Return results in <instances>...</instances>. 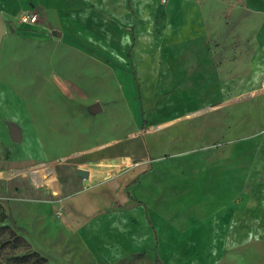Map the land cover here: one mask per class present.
<instances>
[{"label": "crops", "instance_id": "0c3cea01", "mask_svg": "<svg viewBox=\"0 0 264 264\" xmlns=\"http://www.w3.org/2000/svg\"><path fill=\"white\" fill-rule=\"evenodd\" d=\"M112 2L0 0L5 26L0 47L11 40L29 44L51 61L43 64L46 74L34 63L35 75L63 87L64 97L98 103L100 113L105 103L119 101L123 112L133 116L126 135L116 141L134 145V160L129 166L117 164L111 177L74 195L63 194L55 203L67 209L58 219L60 230L77 233L96 264H243L248 253L263 257L264 144L257 138L264 130V95L237 90L231 95L234 87L243 86L230 71L232 22L244 35L253 18L240 11L233 21L231 10L223 9L221 24L211 11L206 33L183 35L174 53L173 46L144 53L136 65L149 74L141 76L132 61L139 39L127 26L132 7L129 0L126 7ZM194 3L211 6L210 1ZM26 10L38 15L32 27L14 19ZM263 37L264 29L256 39ZM156 51L164 57L155 58ZM95 74L99 92L93 95L87 88L89 75ZM148 75V86L160 87L161 110L168 109L155 123L141 120V102L139 115L131 110L122 89L128 87L132 95L137 79L142 85ZM143 124L141 148L129 137L140 134L135 131ZM87 172L89 181L95 172Z\"/></svg>", "mask_w": 264, "mask_h": 264}, {"label": "rangeland", "instance_id": "374dc122", "mask_svg": "<svg viewBox=\"0 0 264 264\" xmlns=\"http://www.w3.org/2000/svg\"><path fill=\"white\" fill-rule=\"evenodd\" d=\"M127 1L113 0L112 5L126 7ZM194 1L129 0L133 14L127 26L135 29L139 39L138 44L134 43L137 50L132 53L137 74H149L145 67L136 65L145 59L144 53L161 46H173L170 51L174 53L182 46L183 35L206 33L211 26V11L221 24L223 9L231 10L233 21L243 11L253 21L244 35L239 33L240 24L232 22L230 71L233 80L243 86L234 87L231 95L239 92L264 95V37L256 39L264 29V0H204L211 3L204 7L192 4ZM222 36L219 41L214 40L215 46L222 45ZM204 42L205 47L209 45L208 41ZM35 53L29 44H16L12 40L0 47V204L22 228L20 235L28 244L22 252H35L45 258L47 264H96L77 233L60 230L58 219L63 220L67 209L55 203L63 194L74 195L87 185L90 187L111 177V170L119 168L117 164L129 166L134 160V145L123 146L116 140L126 135L133 124V116L123 112L119 101L105 103L104 111L96 114L89 111L88 103L70 101L63 96V87L51 85L48 83L51 79L46 81L35 75L34 63H38L40 71L45 70L41 73L45 74L43 64L51 63L48 55L36 53L35 56ZM154 54L155 58L164 57L161 51ZM128 70L131 73L130 65ZM98 73L106 76L105 71ZM96 77V74L89 75L92 84L89 82L91 88L87 89L93 95L99 92L94 84ZM137 81L138 90L135 88L132 95L128 87H121L125 90V101L132 111H138V115L141 106L142 121L162 120L168 109L161 110L160 87L148 86L151 83L149 75L142 85ZM136 112H132L134 116ZM11 127L19 132V142L12 140ZM143 130L144 124L135 131L140 134L133 133V137H129L136 139L141 148L144 147ZM257 139L264 144V130ZM251 157L248 160H252ZM78 170L94 171L95 176L87 181L77 175ZM60 186L61 191L56 192ZM52 203L54 210L48 207ZM247 258L249 261L243 264H264V256L248 253Z\"/></svg>", "mask_w": 264, "mask_h": 264}, {"label": "trees", "instance_id": "16d2710c", "mask_svg": "<svg viewBox=\"0 0 264 264\" xmlns=\"http://www.w3.org/2000/svg\"><path fill=\"white\" fill-rule=\"evenodd\" d=\"M21 231L22 228L0 204V264H47V260L37 253L21 251L28 248Z\"/></svg>", "mask_w": 264, "mask_h": 264}, {"label": "water", "instance_id": "95a60500", "mask_svg": "<svg viewBox=\"0 0 264 264\" xmlns=\"http://www.w3.org/2000/svg\"><path fill=\"white\" fill-rule=\"evenodd\" d=\"M5 33V26H4V21H3V18H2V15L0 13V43H1V40H2V37ZM52 35L53 36H56V37H59L60 34L57 33V32H52ZM100 110V106L98 103H95L93 105H91L89 107V111H91L92 113H97L99 112ZM11 137H12V140L14 142H19L20 141V135H19V132L14 128V127H11ZM77 175L82 177V178H87L88 177V172L85 171V170H78L77 171Z\"/></svg>", "mask_w": 264, "mask_h": 264}, {"label": "built area", "instance_id": "2783aa9c", "mask_svg": "<svg viewBox=\"0 0 264 264\" xmlns=\"http://www.w3.org/2000/svg\"><path fill=\"white\" fill-rule=\"evenodd\" d=\"M14 19L21 27H32L38 22V15L32 10H26L17 14Z\"/></svg>", "mask_w": 264, "mask_h": 264}]
</instances>
